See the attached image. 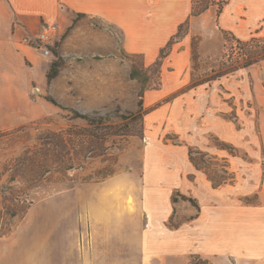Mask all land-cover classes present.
<instances>
[{
    "label": "rangeland",
    "instance_id": "1",
    "mask_svg": "<svg viewBox=\"0 0 264 264\" xmlns=\"http://www.w3.org/2000/svg\"><path fill=\"white\" fill-rule=\"evenodd\" d=\"M194 20V25L191 20L185 34L174 42L189 34L190 55L178 58L176 50L161 65L155 63L159 55L147 64L143 53L125 51L122 32L111 25L102 26L104 30L96 36L99 43H112L108 52L95 55L101 59L92 57L93 51L88 48L63 57L58 44L66 36L64 32L59 33L53 54L48 57L24 45L23 38L18 40L21 44L0 47V185L12 186L7 192L12 199L6 204L20 212L29 203L16 205L15 197L22 192L33 200L31 207L80 184L116 174L132 172L141 178L146 158L153 155L172 167L178 178L169 195L174 210L168 226L174 229L197 217L202 209V170H196L189 161L190 148L201 151L196 153L200 165L207 167L217 181L234 175L230 183L239 188L249 187V181L259 183L264 173V87L260 82L264 69L249 67L210 84H193L229 52L222 29L232 30L242 39L258 30L264 35V0H229L219 19L217 7H212ZM56 49L63 62L58 75L49 80L50 66L59 60ZM134 67L149 80L143 96L141 82L131 77ZM48 98H54L58 105ZM140 100L146 113L143 118L138 115ZM61 105L96 119L101 114L112 115L108 125L91 128L102 139L90 141L85 137L89 152L63 154L83 160L82 166L68 172L74 180L60 171V147H49L47 165L32 160L36 151L41 155L46 152L42 138L46 132L71 126H77L74 132L78 138L89 132L84 131V119L74 118L75 112ZM202 151L208 155H202ZM257 196L256 192L245 201L256 202ZM1 210L0 233H10L24 216H11L3 204ZM182 261L176 262L208 264L197 253L186 255Z\"/></svg>",
    "mask_w": 264,
    "mask_h": 264
},
{
    "label": "crops",
    "instance_id": "2",
    "mask_svg": "<svg viewBox=\"0 0 264 264\" xmlns=\"http://www.w3.org/2000/svg\"><path fill=\"white\" fill-rule=\"evenodd\" d=\"M191 8L192 0H0V47L21 44L42 23L55 22L66 33L63 57L83 48L102 56L112 43L96 36L111 25L122 32L125 51L143 53L150 64ZM201 16L192 17L191 26ZM188 39L174 43L168 58L176 50L178 58L188 57ZM254 66L264 69V63ZM260 82L264 87V76ZM164 162L152 155L141 178L124 172L35 203L0 236V264H179L190 253L208 264H264V173L259 183L239 188L214 186L202 170L199 215L172 229L169 195L178 178ZM256 192V202L245 201ZM68 197L73 201H63Z\"/></svg>",
    "mask_w": 264,
    "mask_h": 264
},
{
    "label": "trees",
    "instance_id": "3",
    "mask_svg": "<svg viewBox=\"0 0 264 264\" xmlns=\"http://www.w3.org/2000/svg\"><path fill=\"white\" fill-rule=\"evenodd\" d=\"M228 3H229V0H192V8H191V13H190L189 18L185 22L180 24L177 33L171 37V39L167 42V44L164 47L161 48L159 57L155 63H157L158 65L162 64L163 60L170 54L174 42L185 34L184 30L187 26H190L192 17L199 16L212 7H217V16L219 19V17L221 16L224 10V7ZM81 15L82 14H79L78 18ZM222 30L225 33L227 40L229 41V45L227 46L226 44V47L227 48L229 47V52L227 53L225 52L221 60H219L218 64L214 65L209 72L203 73L202 79L194 82L193 87L201 83L210 84L211 82L216 81L224 76H229L231 74H234L241 69H247L253 65L264 63V35L257 33L255 35H252L250 38L242 39L236 36L232 31H228L225 29H222ZM59 46L60 45L58 44V47ZM55 51H56L55 52L56 55L59 56V60L52 62L50 69L47 73L49 80L53 79L55 76L58 75L61 64L63 62V58L62 56H60V52L57 49ZM95 58L101 59L102 57L95 56ZM131 77L134 79H138L141 82L140 96H143V93L146 90V86L149 82L147 76L142 75L141 71L134 67L131 72ZM48 99L58 105V103L56 102V100H54V98H48ZM139 105H140V109H139L138 115L140 118H143V116L141 115L145 116L146 113L145 112L143 113V101L142 100H140ZM61 108L75 112L74 118L84 119L87 123V126H85L86 128L84 129V131H89V132H83L84 135L83 137L81 136V138H78L77 136L78 133L74 132L75 127L77 128V126H71L67 129H62L60 131H55V132L53 131L46 132L45 133L46 135L42 137L44 139V146H45L44 150L46 152L43 153L44 155H41L40 151H36L32 157V160L38 161L39 164H43V166L47 165L49 163L48 161H50L49 154L51 151L49 152V150L51 149H49V147H53V146L54 148L55 146L60 147L61 148L60 156H59V164H60L59 167H61L60 171L68 179L74 180V178L68 175V172L69 170L82 166L83 160L81 161L76 160L78 156L77 158H74L72 156H69V158H66L64 157L63 154L66 153L68 155V154H71L72 151L76 155L81 154V152H84V151H85V154L89 152L88 145H86V143L89 140L91 141L92 138L98 139L99 137V139H102L101 136H97L98 134H96L95 132H92L91 128H93V126L97 127V125L99 124L102 125L100 127H103L104 125H108V122L110 121L112 115L110 113L104 114V115L101 114L99 116V119H96V118H92L91 114L79 112L77 109L72 108V107H64L61 105ZM93 114H99V112L94 111ZM87 136L89 137L88 141L85 139V137ZM223 143L224 145H230V144H226L225 142ZM78 145H80V149H78L79 151L77 150ZM226 147L228 148V146H224L221 148H226ZM230 147L231 148L229 149L233 150L234 147L233 146H230ZM197 152L201 153L200 150L198 151V150H195L194 148H190L189 150L190 160L197 169L203 170L207 174L208 178L212 181L214 186H220V185L234 181L235 179L234 175L230 176L229 178L224 177L222 178V180L217 181L212 175V173L209 172L207 167L200 165V162L198 158L196 157ZM85 154H83L82 156H85ZM202 155H208V153L202 151ZM203 161H204V158L202 159V162ZM12 179L14 180V178ZM229 180H232V181H229ZM10 191H12V186L0 185V205L3 204V209H5L6 213L10 214L11 216H16L20 214L24 216L28 208H30L29 204H32L33 200L30 199L29 194L25 192H22V194H19L18 197H15L19 203V204L16 203V205L21 206V204H25L29 202L24 210L20 208L19 210L20 212H18L17 209L11 208L9 205L6 204L8 200L12 199L11 197L7 195V192H10ZM190 199L194 201L193 198H190ZM247 202H251V201L249 200ZM2 211L3 210H1L0 213ZM7 233H9V231L8 232L3 231L0 233V236H3Z\"/></svg>",
    "mask_w": 264,
    "mask_h": 264
},
{
    "label": "built area",
    "instance_id": "4",
    "mask_svg": "<svg viewBox=\"0 0 264 264\" xmlns=\"http://www.w3.org/2000/svg\"><path fill=\"white\" fill-rule=\"evenodd\" d=\"M59 33L60 28L57 23L45 22L41 24L39 32L35 36L25 37L23 41L39 49L43 55L48 57L53 54Z\"/></svg>",
    "mask_w": 264,
    "mask_h": 264
}]
</instances>
